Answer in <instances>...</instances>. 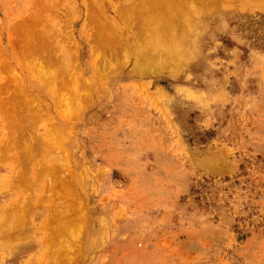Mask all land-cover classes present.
<instances>
[{
  "label": "rangeland",
  "instance_id": "374dc122",
  "mask_svg": "<svg viewBox=\"0 0 264 264\" xmlns=\"http://www.w3.org/2000/svg\"><path fill=\"white\" fill-rule=\"evenodd\" d=\"M0 264H264V0H0Z\"/></svg>",
  "mask_w": 264,
  "mask_h": 264
},
{
  "label": "bare ground",
  "instance_id": "6f19581e",
  "mask_svg": "<svg viewBox=\"0 0 264 264\" xmlns=\"http://www.w3.org/2000/svg\"><path fill=\"white\" fill-rule=\"evenodd\" d=\"M143 3H144V2H143ZM131 9H132V8H131ZM128 10H129V8H128ZM133 11H134V10H133ZM124 12L126 13V10H124ZM128 12H129V15H130V11H128ZM131 13H132V12H131ZM133 13H134V12H133ZM122 16H126V15H122ZM93 18H94V17H93ZM122 18H123V17H122ZM91 19H92V17H91ZM132 19H133V18H132ZM168 19H169V18H168ZM133 20H135V19H133ZM166 21H167V20H165V22H166ZM110 24H111V23H110ZM110 24H109V25H110ZM155 24H156V23H155ZM155 24H154V25H155ZM157 24H158V23H157ZM109 25L107 24V26H109ZM111 25H113V24H111ZM111 25H110V26H111ZM160 25H161V26H160ZM160 25L158 24V26L160 27V29L163 30L162 24H160ZM163 25H165V24H163ZM170 25H171V24H170ZM110 26H109V27H110ZM103 27L105 28V30L109 28V27L107 28L106 25L103 26ZM113 27H114V26H113ZM150 27H151V26H150ZM155 27H157V26H155ZM159 27L157 28V30L159 29ZM161 27H162V28H161ZM172 27H173V26H172ZM172 27H171V28H172ZM111 28H112V27H111ZM152 28H153V26H152ZM155 29H156V28H155ZM165 29H167V30H165ZM169 29H170V28H169ZM105 30H103V31H105ZM164 30H165V32H166V31L168 32V27H167V25H166V27L164 26ZM172 30H173V29L170 30V31H171L170 34H173V33H174V32H172ZM110 31H111V30H109V31L106 30L105 33H104V35H106V32L108 33V32H110ZM113 31L115 32L114 28H113ZM149 31H150V30L148 29V33H149ZM153 31H154V30H153ZM153 31H152V32H153ZM159 31H160V30H159ZM159 31H156V33L158 32V35L160 34ZM170 31H169V32H170ZM173 31H174V30H173ZM150 32H151V31H150ZM163 32H164V31H162V33H163ZM169 32H168V35H169ZM111 33H112V34H110V35H111V37H112V38H111V40H112V39H113V32L111 31ZM154 33H155V32H154ZM110 35H109V36H110ZM148 35L150 36L149 39H151V37H154V40H155V36H156V35H155V36H153V35L151 36L150 34H148ZM102 36H103V34H102ZM106 36H108V35H106ZM169 37L171 38V35H170ZM102 38H103V37H102ZM157 38H159V36H157ZM157 38H156V40H157ZM172 38H173V37H172ZM105 39H107V37H105L103 40L106 41ZM109 39H110V37H109ZM175 39H176V38H175ZM173 40H174V39H173ZM108 41H109V40H108ZM148 41H149V40H148ZM148 41H147V43H148ZM167 41H168V40H167ZM170 41H171V39H170ZM170 41L167 42L168 45L165 44L167 47H169V50H171V49H170V46H169V42H170ZM149 42H150V41H149ZM171 42H172V41H171ZM105 43H106V42H105ZM108 43H109V42H108ZM112 43H114V42L112 41ZM150 43H151V42H150ZM150 43H149V44H150ZM156 43L158 44L157 41L155 42V44H156ZM165 43H166V42H165ZM172 43H175V42H172ZM172 43H170V44H172ZM157 44H156V46H157ZM106 45H107V43H106ZM147 45H148V44H147ZM152 45H153V44H152ZM176 45H177V44H176ZM181 46H182V45H181ZM181 46H180V47H181ZM149 47H150V46H149ZM153 47H154V46H153ZM159 47H160V49H161L162 45L159 46ZM167 47H166V48H167ZM171 47H172V48H175V50H176L179 46H178V45L175 46V44H174V47H173V45H171ZM176 47H177V48H176ZM180 47H179V48H180ZM154 48H155V47H154ZM154 48H153V49H154ZM162 48H164V47H162ZM146 49H147V48H146ZM164 49H165V48H164ZM167 49H168V48H167ZM167 49H166V50H167ZM148 50H149V49H148ZM154 50L159 51V50L157 49V47H156V49H154ZM169 50H168V52L171 53ZM179 50H180V49H179ZM176 51L178 52V50H176ZM176 51H175V52H176ZM182 51H183V50H182ZM177 52H176V54H177ZM179 53H180V52H179ZM179 53H178V55H180ZM144 54H145V53H144ZM145 55H147V54H145ZM142 56H143V55H142ZM147 56H148V55H147ZM135 57H136V56H135ZM138 57H139V56H138ZM138 57H137V60H136V61H138ZM174 57H175V58H173V60L175 61V59H176L175 53H174ZM140 58H141V56H140ZM143 58H144V57H143ZM143 58H141V59L143 60ZM144 60H145V58H144ZM145 61H146V60H145ZM150 61H151V60H150ZM150 61H149V62H150ZM174 61H173V62H174ZM146 62H147V61H146ZM171 62H172V61H171ZM173 62H172V63H173ZM175 62L177 63V61H175ZM175 62H174V63H175ZM141 63H142V62H140V64H141ZM28 66H29V65H28ZM138 66H139V65H138ZM148 66H149V64H148ZM38 67H39V66H38ZM41 69H45V68H44L43 66H41ZM142 69H143L142 71H144V68H143V67H142ZM151 69H152V67H151ZM26 70H28V67H27ZM137 70H138V69H137ZM32 71H33V70H32ZM43 71H44V70H43ZM145 71H146V70H145ZM29 72H30V71H29ZM35 75H36V73H35ZM40 80H41V79H40ZM51 167H52V164H51ZM49 168H50V167H49ZM55 189H56V188H55ZM58 189H59V188H58ZM58 189H56V190H58ZM58 192H59V191H58ZM55 193H56V191H55ZM63 217H64V216H63ZM63 217H62L61 220H63ZM65 218H66V220H65ZM65 218H64L65 221H67V222L70 221L69 216H66ZM68 218H69V220H67ZM64 220H63V221H64ZM63 223H64V222H62V225H63V227H65L66 225L64 226ZM65 224H66V223H65ZM62 229H64V228H62ZM66 256H67V255H66ZM64 263H65V262H64ZM67 263H68V261H67Z\"/></svg>",
  "mask_w": 264,
  "mask_h": 264
}]
</instances>
